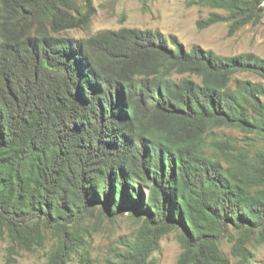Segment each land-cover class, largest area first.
Returning <instances> with one entry per match:
<instances>
[{"label": "trees", "instance_id": "obj_1", "mask_svg": "<svg viewBox=\"0 0 264 264\" xmlns=\"http://www.w3.org/2000/svg\"><path fill=\"white\" fill-rule=\"evenodd\" d=\"M221 10L199 29L255 23L264 0H191ZM92 0H0V244L55 241L46 264H154L176 234V264H248L264 242V60L186 48L158 31L71 36ZM243 134V144L215 130ZM136 224L102 262L84 224ZM96 215V216H95Z\"/></svg>", "mask_w": 264, "mask_h": 264}, {"label": "rangeland", "instance_id": "obj_2", "mask_svg": "<svg viewBox=\"0 0 264 264\" xmlns=\"http://www.w3.org/2000/svg\"><path fill=\"white\" fill-rule=\"evenodd\" d=\"M191 0H92L94 14L88 25L74 30L72 37L86 39L96 33L117 31L123 28L158 31L165 37L173 36L186 48L199 47L222 57H233L252 53L264 60V12L253 23L230 31L229 23H219L199 29L197 22L205 20L209 14L225 15L221 10L208 6L190 4ZM235 79L249 80L264 85V80L256 75L243 73ZM217 137L229 136L243 144L244 135L236 130H215ZM96 216V215H95ZM86 249L89 257L102 262L111 256V250L122 241L132 239L139 227L134 220L124 214L112 221L102 217L89 219L85 224ZM55 241L47 235L44 246L31 252L18 251L13 264H46L47 256ZM6 241L0 244V264H5ZM251 258L248 264H264V242L253 240L247 247ZM224 255L235 264L230 255V244L221 245ZM180 248L176 234L161 239L159 249L152 254L154 264H176ZM69 264H81L74 257Z\"/></svg>", "mask_w": 264, "mask_h": 264}]
</instances>
